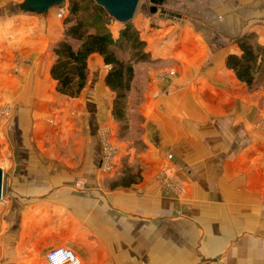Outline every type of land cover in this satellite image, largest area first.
I'll list each match as a JSON object with an SVG mask.
<instances>
[{"label": "crops", "instance_id": "crops-1", "mask_svg": "<svg viewBox=\"0 0 264 264\" xmlns=\"http://www.w3.org/2000/svg\"><path fill=\"white\" fill-rule=\"evenodd\" d=\"M199 1L213 20L203 38L189 26L177 48L151 38L153 56L174 55L177 73L147 76L139 105L147 147L132 183L99 171L97 129L110 121L114 97L106 73L92 75L78 97L61 94L47 50L56 29L26 26L56 5L0 4V79L8 78L0 94L14 107L0 154V264H46L57 246L73 249L80 264H264V136L253 123L264 91L258 101L244 93L225 69L226 56L241 51L208 39L210 31L229 39L252 31L257 13L264 44V0ZM167 161L183 178V200L159 178Z\"/></svg>", "mask_w": 264, "mask_h": 264}, {"label": "rangeland", "instance_id": "rangeland-1", "mask_svg": "<svg viewBox=\"0 0 264 264\" xmlns=\"http://www.w3.org/2000/svg\"><path fill=\"white\" fill-rule=\"evenodd\" d=\"M22 1L24 0H0V4L14 7L17 3ZM4 2H6V4ZM71 2L72 0L64 1V3L62 4V9L64 10L65 14H63L61 17L59 16L61 5H56L51 7V10L45 15L43 14L39 17L37 15H30L33 20H30L26 24L27 26L30 22L38 23V21H40V23H43V21H46L47 25H49L51 28L54 27L56 29L54 41L53 39L50 40V46L47 48L48 52L53 54L54 60L55 54L53 48L55 44L64 36L63 32L65 28V20L69 16ZM200 2L201 1L199 0H164L163 4L160 5L156 4L153 0H139L137 9L130 19V22L140 30L142 38L144 36L146 37V50L150 52L152 59L149 61L136 63L134 65V77L131 82V89L128 92L127 104L125 107V120L118 121L111 114L110 121L108 123L102 124V126H99V128L97 129V139L100 144L101 155V164L99 171L100 174L105 178L107 176L118 177L120 175L121 178L122 176H128L125 180V182H127L130 180L128 179L129 176H134L133 180L135 181H138L142 177L140 173L142 159L139 157V153L146 149L147 146L143 141V136L145 133V117L140 114L139 105L145 97L144 90L146 89L149 80L147 76L151 72L157 79H167L175 71L177 73L178 62L174 55H166V57L164 58L160 56L155 58L153 56V50H155V48L153 47H156L157 44H155L154 46V44H151L150 41L151 38H155L156 34H159V38L164 39L166 42L168 40L169 43H173V46L177 48V46H179L180 44L176 41H180L184 36L183 29L185 28V26H189L190 28L193 27V29L195 28L196 30L198 29L197 31L200 37L203 38V35H205L204 23H212L213 20L203 13V6L199 8L198 3ZM155 5H157V9L152 12L151 7ZM258 12H260V9ZM262 18V15L255 13L253 21L254 29H252V31L245 30L232 39L225 37V35L221 37L220 34V36L215 37L214 31H210L208 33V39L211 40V42L209 43L211 45L214 43L215 46H218L217 41L219 40L223 44H226V46H229L228 48L232 47L235 52H239L241 50L237 40L241 36L251 33V40L258 45H262V28H260ZM14 23L16 26H19L17 22L14 21ZM123 23L124 21L117 18L110 21L109 28L112 30L114 36H117L119 34L120 28L124 26ZM168 24H174V27L169 26ZM166 25L168 26L165 27ZM169 27H172V29H174H171L172 31L170 30L169 32H165V30ZM200 27H202L201 30ZM17 31H20V29H17ZM16 52L17 51L15 50V65L13 69L15 73L20 70L19 61L17 60L18 52ZM121 55L124 56V58L129 57V53ZM99 60L100 61L98 63H95L93 67L89 66L88 60L89 76L85 87H87L88 84L90 85L89 81L92 75L96 74L100 70H102V72L104 71L107 74L109 69L111 68L110 65L104 62L102 56L99 57ZM225 69L226 71L231 73V75H233L238 81H240L237 78L234 70L228 68L226 65ZM254 76L255 82L251 87H249L243 81L240 82H242L245 86L246 90L244 91V93L247 92L249 97L250 94H253L255 101H258L260 100V94L264 91V55L259 56L257 60V64L255 65L254 70ZM226 77L227 76H225V79ZM54 81L56 82V80ZM6 82H8V78L4 77L0 79V86L1 88H3V92H5L4 88L6 86ZM84 88L82 89V91L84 90ZM109 89L113 92L115 97L116 93L110 87ZM82 91L78 96L81 95ZM229 111L234 110L229 109ZM13 112V103H11L9 99H6V95L4 93H1L0 154L7 150V136L14 133V128L11 120ZM238 112H241V110ZM253 119V123H255V131H257L259 135L264 136V105L261 104V106H259L258 108L257 106H255ZM102 161H104V164H102ZM127 171H129V173H127ZM124 172H126V174H124ZM159 178L166 184L165 186L174 193V195H176L177 197L180 196L181 200H183L187 195L188 192L185 191L186 188L183 182V178L179 174L174 163H172L171 161H167L166 163L161 165Z\"/></svg>", "mask_w": 264, "mask_h": 264}, {"label": "trees", "instance_id": "trees-1", "mask_svg": "<svg viewBox=\"0 0 264 264\" xmlns=\"http://www.w3.org/2000/svg\"><path fill=\"white\" fill-rule=\"evenodd\" d=\"M112 19L115 17L95 0H72L69 16L65 20L64 36L53 48L55 60L50 72L61 94L76 97L88 80L89 57L94 53L102 56L104 62L111 66L105 82L116 93L112 115L123 121L134 65L152 58L140 30L130 19L124 21L117 36L109 28ZM251 37V33L241 36L237 40L241 52L229 53L225 59L226 66L249 87L255 82L257 60L264 55V44H256ZM127 53L128 58L121 55ZM127 177L122 176V183ZM133 177L128 182H135Z\"/></svg>", "mask_w": 264, "mask_h": 264}, {"label": "water", "instance_id": "water-1", "mask_svg": "<svg viewBox=\"0 0 264 264\" xmlns=\"http://www.w3.org/2000/svg\"><path fill=\"white\" fill-rule=\"evenodd\" d=\"M65 0H24L19 4V7L45 11L53 5H62ZM97 3L103 5L115 18L122 21L129 20L134 15L139 0H95ZM156 4H163L164 0H153ZM157 9V5L151 7V11L154 12ZM3 187V171L0 168V198L2 196Z\"/></svg>", "mask_w": 264, "mask_h": 264}, {"label": "built area", "instance_id": "built-area-1", "mask_svg": "<svg viewBox=\"0 0 264 264\" xmlns=\"http://www.w3.org/2000/svg\"><path fill=\"white\" fill-rule=\"evenodd\" d=\"M64 13L62 5L60 6L59 16ZM104 164V161H102ZM46 264H80V258L75 251L67 246H57L48 251L46 255Z\"/></svg>", "mask_w": 264, "mask_h": 264}]
</instances>
